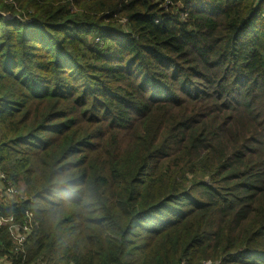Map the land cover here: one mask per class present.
Here are the masks:
<instances>
[{"label": "trees", "instance_id": "trees-1", "mask_svg": "<svg viewBox=\"0 0 264 264\" xmlns=\"http://www.w3.org/2000/svg\"><path fill=\"white\" fill-rule=\"evenodd\" d=\"M0 160L24 264H264V0H0Z\"/></svg>", "mask_w": 264, "mask_h": 264}, {"label": "built area", "instance_id": "built-area-1", "mask_svg": "<svg viewBox=\"0 0 264 264\" xmlns=\"http://www.w3.org/2000/svg\"><path fill=\"white\" fill-rule=\"evenodd\" d=\"M25 200L21 191L13 184L3 171L0 160V202L17 203L16 200ZM16 201V202H11ZM37 226L34 215L30 210L14 213L9 216L0 215V228L7 230L8 236L14 244V255L19 260L17 264H24L26 258V242ZM21 256L18 259V256Z\"/></svg>", "mask_w": 264, "mask_h": 264}, {"label": "rangeland", "instance_id": "rangeland-1", "mask_svg": "<svg viewBox=\"0 0 264 264\" xmlns=\"http://www.w3.org/2000/svg\"><path fill=\"white\" fill-rule=\"evenodd\" d=\"M172 15H176L177 13H171Z\"/></svg>", "mask_w": 264, "mask_h": 264}]
</instances>
